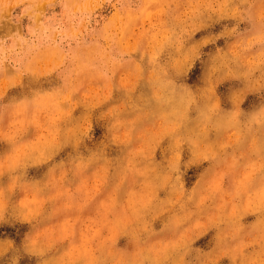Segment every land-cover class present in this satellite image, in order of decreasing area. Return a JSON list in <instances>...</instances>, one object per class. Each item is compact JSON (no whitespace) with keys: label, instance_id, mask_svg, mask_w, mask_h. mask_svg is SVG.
Instances as JSON below:
<instances>
[{"label":"rangeland","instance_id":"obj_1","mask_svg":"<svg viewBox=\"0 0 264 264\" xmlns=\"http://www.w3.org/2000/svg\"><path fill=\"white\" fill-rule=\"evenodd\" d=\"M0 264H264V0H0Z\"/></svg>","mask_w":264,"mask_h":264}]
</instances>
